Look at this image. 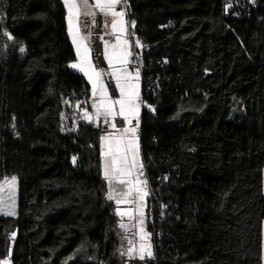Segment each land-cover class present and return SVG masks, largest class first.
<instances>
[{"label": "trees", "instance_id": "obj_1", "mask_svg": "<svg viewBox=\"0 0 264 264\" xmlns=\"http://www.w3.org/2000/svg\"><path fill=\"white\" fill-rule=\"evenodd\" d=\"M127 1L145 62L146 264H263L264 35L251 62L227 41L239 22L248 32L264 21V0L237 16L229 0ZM0 17V183L18 178L17 213L0 216V259L126 264L101 127L71 110L91 86L69 67L63 0H0Z\"/></svg>", "mask_w": 264, "mask_h": 264}, {"label": "snow or ice", "instance_id": "obj_2", "mask_svg": "<svg viewBox=\"0 0 264 264\" xmlns=\"http://www.w3.org/2000/svg\"><path fill=\"white\" fill-rule=\"evenodd\" d=\"M123 0H96L95 8L99 10L104 16H111L110 27L113 35H115V42L109 43L105 41L106 49L105 56L112 71L110 75L114 78L115 88L119 92L118 98H112L109 89L102 79L104 70H97L90 57V49L84 44L85 37L80 33L78 26L79 16L81 15L80 6L77 0H64L68 9V26L69 32L72 35L73 43L77 45V52L80 59L77 63H73L71 67L77 69L82 73L91 83V96L93 113H89L87 109L83 112V119L90 122L108 125L112 129H117L115 120L117 116L122 117L126 121L128 127L117 129L116 133H107L102 137L104 144V163L103 175L108 185L107 199L115 202L116 205L135 204L136 208L122 209L117 207L115 214L118 217L127 216L132 220L134 216H138L139 239L140 244L138 249L134 246L128 247L120 252L121 256L132 258L134 254L140 260L145 259V255L149 258L152 256L150 233L145 230V212L144 203L146 197L149 195L147 191V180L141 179L143 165L139 159V142L137 133L138 125H133V118L139 117L140 91L139 78L140 71L137 67L133 72H130L127 65L130 63V58L133 53L129 50V41L124 39L127 34L128 27L126 22V11H116V6L120 5ZM254 3L255 0H252ZM85 7H87L88 0H83ZM84 15L92 17V24L95 25L96 12L87 11ZM0 24H2V17H0ZM105 28L109 27V22H105ZM132 28L135 27V22L130 23ZM11 38V37H9ZM138 43V42H137ZM24 49H21L23 52ZM123 65L124 67H116V65ZM80 107L79 104L76 105ZM155 111V109H152ZM73 130V129H70ZM76 158L73 157V163ZM16 177L4 179L0 184V214L15 216L16 205ZM120 185L126 187L120 188ZM6 193L7 199L4 194ZM125 231H130L129 225L120 222L118 225ZM137 227V224H132L131 228ZM15 238V233L12 234ZM127 239V237H125ZM131 244L132 242L129 241ZM0 264H11L10 257L0 259Z\"/></svg>", "mask_w": 264, "mask_h": 264}, {"label": "rangeland", "instance_id": "obj_3", "mask_svg": "<svg viewBox=\"0 0 264 264\" xmlns=\"http://www.w3.org/2000/svg\"><path fill=\"white\" fill-rule=\"evenodd\" d=\"M63 2H64V0H63ZM95 2H96V0H88L87 7H85L83 0H77V3L80 6V11H81V15L79 16V20H78V26H79L81 35L83 37H85L84 44L90 49V57H91V60H92L94 67L97 70H101V69L104 70L102 79L106 83V85L109 89V93L112 96V98H118L119 92L115 88L114 78L110 75L112 68H110V66L108 65V62H107V59L105 56V49H106L105 41H108L109 43L115 42V35L111 34L112 29L110 27V21L112 20V17L111 16H104L102 13H100L99 10L95 8ZM65 7H66V16H67V24H68V9H67L66 5H65ZM87 11L96 12L95 25L92 24V17L91 16L84 15V13ZM116 11H121L118 8V5L116 6ZM125 19H126V22H128L126 17H125ZM106 21L109 22L108 28H105V26H104ZM241 22H239L240 25L238 27H234V31L232 32V35L230 36V38L227 41V50L229 52V48H230V50L232 49L233 51H235V49H236L235 53H236L237 57H235V60L239 59V60H243L246 62L247 61L251 62L252 57L254 55H259V57L261 56L260 42H261V39L264 35V21H257L256 23L258 24V26L255 28H252V29H248V32L246 31V29L248 28V26L253 25V24L244 23V22L241 23ZM127 27H128L127 34L122 38L128 39L129 50L133 53L132 38H131V33H130V29H129L128 24H127ZM68 31H69V26H68ZM250 34H252V35H250ZM69 35H70L71 41L73 43L72 35L70 32H69ZM136 43L139 44V41H136ZM73 45H74L75 51H76V59L69 64V67L71 68L72 71L80 73L77 69H73L71 67V65L73 63H77L80 59V55L77 52V45L75 43H73ZM236 45L239 46V48H237ZM257 51H258V54H257ZM228 65L229 64L227 63V66ZM116 67H124V66L117 64ZM127 68L130 72H133V74H134L135 68L131 65V63H129L127 65ZM80 74H82V73H80ZM86 80H87V78H86ZM138 83H139V91H140V101L139 102L141 104L142 90H143L141 74H140V78H139ZM89 84L91 86L90 82H89ZM92 102H93V100L91 98V105H92ZM93 112H94V109L92 108V113ZM141 113H142V105H141L139 117L141 116ZM139 117H138V119L133 118V125H138ZM115 123H116L117 129H120L122 127H128L126 121H124L123 118L119 117V116H117ZM96 126L101 127L100 143H101V154H102L101 166H102V174H103L104 144L102 141V137L104 135H106L107 133H116V134H119V133L117 132V129H112L108 125L103 124L102 121L99 123V125L96 124ZM136 135L138 137V142H139V159H140V162L142 163V165H144V160H143V155H142V143H141L142 129L139 125L137 127ZM11 177H16V176H7L4 179H10ZM103 177H104V175H103ZM4 179L1 181L0 184L3 183ZM16 179H17V185H16V193H15V197H16L15 212L17 213L18 178L16 177ZM119 187L124 188L126 186L120 185ZM147 191L149 192L148 187H147ZM4 196H5V199H7L6 193L4 194ZM148 200H149V195L146 197L145 203H144V212H145V217H144L145 225H144V227H145L146 232L150 233L148 231V227H147L148 226V217H147ZM110 201H112V200H110ZM112 202L115 205V210L117 207H120L122 209L132 208L133 210H135V208H136L135 204H122V205L118 206L115 204L114 201H112ZM0 216H8V215L0 214ZM121 221L124 222L125 224L129 225L130 231H125L124 229H121L118 226ZM132 224H137V227L131 228ZM116 234H117V238H118L117 254L121 258L125 259L126 264H146V259L149 258L147 255H145L144 260H140L136 254H134V256L132 258L120 255V252L123 251L124 249L128 248V247L134 246L137 249L139 247L140 239H139L138 216H134V218L132 220H129V218L127 216H125L123 218L117 216ZM263 236H264V226H263ZM125 237H127V239H125ZM129 241H131L132 243L130 244ZM150 243H151V251H152V256H153L154 245H153L151 233H150ZM263 264H264V254H263Z\"/></svg>", "mask_w": 264, "mask_h": 264}, {"label": "built area", "instance_id": "obj_4", "mask_svg": "<svg viewBox=\"0 0 264 264\" xmlns=\"http://www.w3.org/2000/svg\"><path fill=\"white\" fill-rule=\"evenodd\" d=\"M253 6H255V5L253 4L252 0H229L225 4V9H226L227 14L237 16L240 14V10L243 9V10L247 11ZM118 7L121 11L122 10L126 11V18H127L130 33H131L132 44H133V56L130 59V63L135 69L137 67L139 68L141 77L143 79L144 78L145 62H144L143 52H142L143 48H142L141 42L139 40L138 33L136 31L137 22H136V20H134L132 18V11L129 7V3L127 0H123V2L120 5H118ZM132 21L135 22L134 28H132L130 26V23ZM136 41H139V44H137ZM79 105H80L79 108H77L76 106H73V107H71V110L76 111V112H81L82 115H83V112L85 109H87V111L90 114L92 113L91 98H84ZM141 105H142V111L144 108H146L148 106L143 97H142ZM151 108H154V106H152ZM142 124H143V120H142V113H141V116L139 117V120H138V125L141 127V129H142ZM141 178L147 180V187L150 190V186H149V182H148V173H147V168H146L145 163H144L143 168H142ZM13 233H15V232H10L8 234V238H9V242H10L9 243V253H11L13 251V248H14L15 238L14 239L12 238ZM15 237H16V233H15ZM10 255L11 254H9L7 257H10Z\"/></svg>", "mask_w": 264, "mask_h": 264}, {"label": "crops", "instance_id": "obj_5", "mask_svg": "<svg viewBox=\"0 0 264 264\" xmlns=\"http://www.w3.org/2000/svg\"><path fill=\"white\" fill-rule=\"evenodd\" d=\"M119 8V7H118ZM92 98V97H91Z\"/></svg>", "mask_w": 264, "mask_h": 264}]
</instances>
